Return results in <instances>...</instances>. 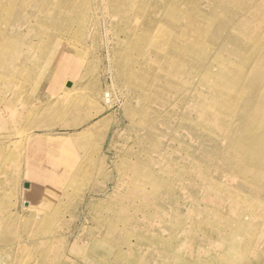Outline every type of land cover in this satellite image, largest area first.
<instances>
[{
    "label": "rangeland",
    "instance_id": "rangeland-1",
    "mask_svg": "<svg viewBox=\"0 0 264 264\" xmlns=\"http://www.w3.org/2000/svg\"><path fill=\"white\" fill-rule=\"evenodd\" d=\"M120 1L88 2L77 17L71 18L72 29L79 39L59 41L49 38L50 32L43 34L46 39L41 47L43 51L39 49L33 55L39 60L30 73L34 81L0 75V114L4 126L0 128V146L8 145L6 150L9 145L11 147L6 154L0 155V236L4 235L0 239V264H134L129 247L135 248V233L140 227L154 223L152 218H145V210L149 203L160 204L162 201L161 197L154 195L150 201L149 197L142 201L143 192L134 190V184H146V191L161 194V190L149 187L151 180H155V169L160 167L159 171H162L163 165L175 164L169 150L160 146L167 132V107L173 103L175 88L180 81L193 84L199 81L197 74L191 73L194 71L191 56H186L189 61L186 65L181 49L195 47V54L201 60L206 59L208 50L216 43L219 25H225L229 28L226 41L236 43L232 34L243 31L248 40L258 42L257 52L264 51L261 47L264 20L255 28L243 27L247 25L245 20L250 11L256 10L254 13L260 14L259 8L264 0H258L259 4L257 0H148V5L141 1L143 7H151L145 17L132 6L126 7L124 15L114 18L112 5ZM209 1L222 2L226 6L222 12L214 13L217 17L215 26H206ZM164 10L170 19L165 22L167 33L161 35L158 32L161 31L160 16ZM189 13L191 21L185 18ZM131 18L137 25L129 23ZM145 31L148 35L143 39L138 37L137 46L126 52L130 46L127 36H134L136 32L140 36ZM177 34L182 35L179 45L174 48L180 49L179 55L171 48L173 35ZM34 37L36 42L39 36ZM79 59L81 63L84 60V64L80 65ZM116 61L128 62L129 68L135 69L134 75L131 78L117 75ZM25 63L30 65L27 62H19V65L26 66ZM180 65L190 68L177 77V73L171 71ZM138 75L142 78L137 79ZM170 75H173L174 82ZM201 80L204 82L207 77H201ZM87 81V87L80 91L79 83ZM125 87L128 88L126 92ZM202 90L198 91L200 102L205 97ZM64 91L67 93L63 105L66 113L56 115L45 127L25 126L26 114L31 107H41ZM259 93L264 94L262 89ZM6 97L12 101L7 103ZM222 106L221 111L225 112L227 109ZM43 114H34L28 122L42 121L47 116ZM95 124L99 125L94 136L88 138L87 148L83 149L80 141L79 144L74 141L72 150L67 152L69 136ZM8 131L13 133L7 136ZM15 131L18 133L14 134ZM27 134H33L34 138L39 136L42 143L32 144L31 139H26ZM57 139L63 148L64 165L61 168L49 161L51 143ZM17 141L21 142L22 150ZM34 150L38 151L36 160L39 162L35 165L47 166L43 170L36 168L44 174V179L36 176L37 171H28L29 158L35 155ZM80 156H88L92 162L86 167L87 172L85 168L81 174L72 175V168L66 163H76ZM262 173L261 187L264 189V170ZM70 178L76 181L68 185ZM132 182L127 190L125 184ZM262 198L264 192L259 193L258 200ZM178 199L182 201L181 196ZM258 212L261 215L258 216L261 218L259 226L263 230L264 205L258 208ZM201 234L199 230L194 235L196 243ZM102 240L107 243L106 248L99 245ZM262 242L260 235L250 247H257ZM257 253L260 256L253 255L248 264H264V252Z\"/></svg>",
    "mask_w": 264,
    "mask_h": 264
},
{
    "label": "bare ground",
    "instance_id": "bare-ground-1",
    "mask_svg": "<svg viewBox=\"0 0 264 264\" xmlns=\"http://www.w3.org/2000/svg\"><path fill=\"white\" fill-rule=\"evenodd\" d=\"M141 1L145 5L150 2L121 0L111 4L112 16L114 18L117 15L122 16L127 12L126 7L134 6L133 10L138 14L141 12L145 17L151 7H143ZM88 2L91 0H0V75L8 79L18 78L21 81L32 79L30 73L34 71L33 66L39 63L33 55L46 42L43 34L50 32L49 38L59 41L79 39L72 29L71 18L77 17ZM257 3L259 4V1ZM261 6L260 14L254 13L256 10L247 14L245 20L247 25L244 24L246 26L242 25L243 27L255 28L264 20V1ZM207 7L209 11H207L206 26L211 24L215 26L217 17L214 13L222 12L226 6L222 2L209 1ZM190 14L185 17L188 21H191ZM160 17L161 31L154 30L164 35L168 30L165 22L170 17L165 10ZM129 23L137 25L132 18ZM235 28L237 29V26ZM227 29L229 28L225 25H219L216 43L212 49L208 50L209 55L204 60L195 54V47L181 49V56L186 65L189 62L186 56H191V69L194 70L191 73L195 72L199 81L194 84L189 81H180L175 88L173 103L167 107V132L165 141L160 146L169 150L175 164L163 165L162 171H159L160 167L155 169L156 177L155 180H151L149 187L161 190V194L146 191V184L145 186L137 185V182L134 184V190L139 189L143 192L140 196L142 201H147L148 197L150 201L152 195L162 198L160 204L149 203L145 210V218H152L154 223L140 227L135 233L137 237L135 248L129 247L130 258L134 259V264H248L253 255L259 257L257 252H264V242H262L264 228L262 230L259 226L261 218H258V216L261 217L258 208L264 205V198L258 200L259 193L264 192L261 187L264 170V94L259 93L261 89L264 92V51L257 52L258 42L248 40V35L243 31L232 34L237 40L236 43L226 41ZM34 35L39 36L36 42L33 39ZM147 35L145 31L140 36L137 32L134 36H127L130 46L127 47L126 52L132 51L137 46L138 37L143 39ZM180 35H173L174 43L172 41L171 48L176 53L180 50L174 49L179 45ZM169 36L170 34L161 36V39ZM165 45H167V39ZM261 45L264 47V38ZM255 50L256 53H254ZM19 62L23 64L27 62L30 65L26 63V66L19 65ZM79 62L80 65L84 64V60L82 63L81 60ZM115 65L117 75L130 78L132 74L134 75L135 69L129 68L128 62L116 61ZM186 65H180L171 72L177 73L178 77V74L190 68ZM138 76L137 79L142 78ZM170 76L173 77V75ZM201 77H207V80L203 82ZM87 83L88 81L85 84L79 83L80 91L84 86L87 87ZM22 86L24 85L21 84ZM4 87L8 88L6 80ZM127 90L128 88L125 87L124 92ZM199 90H202L205 95L201 102ZM1 92L2 89H0ZM157 92L158 90L153 91V93ZM66 96L67 93L64 91L58 94L56 99L48 101L41 107H31L26 114L25 126L41 128L50 125L56 115L65 112L63 105ZM5 101L8 103L12 99L6 97ZM221 106H225L227 110L221 111L223 109ZM72 108L71 106V111ZM38 112L47 116L40 122H28V119ZM162 120L164 121V114ZM2 122L0 114V128L4 127ZM99 124L71 134L66 143L67 152L72 150L74 141H78V144L80 141V146L86 149L87 140L90 141L88 138L94 134ZM12 133L13 131H8L6 135L9 136ZM32 136L33 134H27L26 139H31L32 144L35 145L42 143L39 136L35 138ZM17 145L22 150L20 141H17ZM6 147L8 148L6 144L0 146L1 156L3 152L6 154L11 148L9 145V149L6 150ZM62 149L58 139L51 143L50 164L63 167ZM32 152H35V155L29 158L28 171L30 173L37 171L36 176L40 175L42 178L44 174H40L41 172L36 168L43 170L47 166L41 167V164L36 166L38 151ZM91 162L90 157L80 156L76 163L70 161L66 164L72 168V175H78ZM87 171L88 168L85 172ZM160 174H163L162 178ZM75 181L76 179L70 178L67 184H73ZM132 184L133 182L125 184L126 189L128 190ZM119 186L121 185H115V187ZM178 195L181 196L182 201H179ZM145 228L146 230L142 231ZM199 230L202 232V237L196 243L194 235ZM260 235L261 245L250 247V243ZM3 238L4 235L0 236V239ZM99 245L101 248H106L107 243L102 240Z\"/></svg>",
    "mask_w": 264,
    "mask_h": 264
}]
</instances>
